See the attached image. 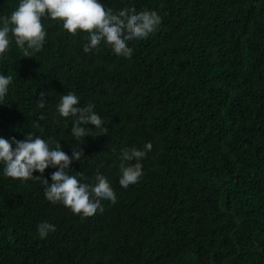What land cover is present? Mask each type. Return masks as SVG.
I'll return each instance as SVG.
<instances>
[{
  "label": "trees",
  "instance_id": "1",
  "mask_svg": "<svg viewBox=\"0 0 264 264\" xmlns=\"http://www.w3.org/2000/svg\"><path fill=\"white\" fill-rule=\"evenodd\" d=\"M19 2L0 0V17ZM99 2L113 12L155 10L162 22L128 42L130 58L103 42L85 53L88 33L73 36L48 18L34 57L12 39L0 57V74L13 77L0 137L31 133L70 157L82 150L70 174L90 185L105 176L117 202L82 218L49 202L42 178L6 177L0 163V264H264V0ZM68 92L81 107L94 104L106 135L88 124L92 136H72L73 118L57 111ZM149 142L142 177L122 188V149ZM56 170L33 176L51 183ZM44 221L55 231L41 239Z\"/></svg>",
  "mask_w": 264,
  "mask_h": 264
},
{
  "label": "clouds",
  "instance_id": "2",
  "mask_svg": "<svg viewBox=\"0 0 264 264\" xmlns=\"http://www.w3.org/2000/svg\"><path fill=\"white\" fill-rule=\"evenodd\" d=\"M62 22V28L75 36L78 32L88 33L89 42L83 47L85 53L99 49L103 42L111 48L116 56L130 58L133 49L128 46L132 40H142L155 33L162 18L155 10L137 11L126 7L118 12L105 7L99 0H20L18 7L10 16L0 17V57L9 50L12 39L21 51L23 57H34L43 50L47 33L43 19ZM11 35V38H10ZM11 75L0 74V104H3L12 83ZM47 101L45 92L39 93L37 107L44 108ZM80 98L74 92L62 95L57 105V111L62 118H73L71 134L76 140L87 135L92 136V130L84 125L91 124L99 129V135H106L108 128L102 127L105 121L95 112L93 103L79 106ZM39 116L33 126L38 127ZM13 145L15 147L13 148ZM152 144L146 143L144 149L125 147L120 156V179L122 188L138 183L143 175L141 161L146 153L151 151ZM82 150H72L71 157L61 150V144L55 140H45L26 133L23 141L15 138L0 137V163L4 165L6 177L27 181L41 179L47 185L45 198L52 204L61 203L73 214L82 218L95 216L103 212L101 201L111 204L117 202V196L108 179L97 173L95 183H81L77 178L82 173L70 174V164L73 160L80 161ZM49 166L57 170L51 174V183L43 176L34 177V172L44 173ZM41 239L55 231V225L47 221L37 226Z\"/></svg>",
  "mask_w": 264,
  "mask_h": 264
}]
</instances>
